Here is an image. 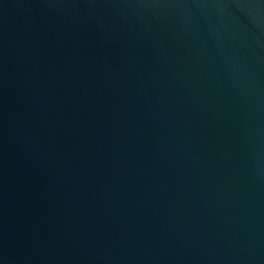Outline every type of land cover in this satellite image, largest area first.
Here are the masks:
<instances>
[{
  "label": "water",
  "instance_id": "obj_1",
  "mask_svg": "<svg viewBox=\"0 0 264 264\" xmlns=\"http://www.w3.org/2000/svg\"><path fill=\"white\" fill-rule=\"evenodd\" d=\"M0 264H264V0H0Z\"/></svg>",
  "mask_w": 264,
  "mask_h": 264
}]
</instances>
